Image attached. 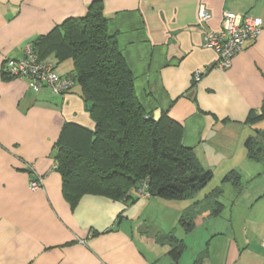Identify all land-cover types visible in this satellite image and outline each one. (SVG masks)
I'll use <instances>...</instances> for the list:
<instances>
[{"label":"crops","instance_id":"0c3cea01","mask_svg":"<svg viewBox=\"0 0 264 264\" xmlns=\"http://www.w3.org/2000/svg\"><path fill=\"white\" fill-rule=\"evenodd\" d=\"M92 2L0 0V264H264V162L248 150L253 137L264 141V116L251 119L264 104V27L229 68L215 66L218 54L204 37L222 28L226 11L264 23V0H103L109 33L146 111L179 123L182 144L204 166H215L214 174L240 175L231 188L239 194L232 210L238 208L242 230L233 223L231 232L218 221L224 190L216 215L203 201L206 193L180 200L138 191L120 199L87 193L75 205L66 199L55 160L60 137L67 124L95 128L81 87L35 92L27 79L10 75L5 62L22 58L28 44L67 18L83 16ZM201 5L211 13L203 25ZM43 61L60 74L74 68L71 59L59 62L53 54ZM27 163L42 177L37 190L30 188ZM202 211L204 229L194 242ZM180 244L176 260L171 250Z\"/></svg>","mask_w":264,"mask_h":264},{"label":"trees","instance_id":"16d2710c","mask_svg":"<svg viewBox=\"0 0 264 264\" xmlns=\"http://www.w3.org/2000/svg\"><path fill=\"white\" fill-rule=\"evenodd\" d=\"M30 45L41 61L51 54L59 62L73 61V70L61 75L72 76L74 86L81 87L95 122L93 130L67 124L58 142L56 169L63 177L64 195L73 205L87 193L130 198L144 181L151 196L195 198L209 183L212 172L193 148L182 144L183 127L167 113L155 119L140 102L134 75L116 35L109 33L103 0H93L83 16L67 18ZM263 116L264 104L251 119ZM260 135L264 140V133ZM248 150L253 159L264 162V141L259 137L251 139ZM225 180L238 185L240 175L232 171ZM222 196L220 187L205 194L203 201L213 215L223 208ZM203 201H196L192 210ZM182 246L172 248L174 259L180 257Z\"/></svg>","mask_w":264,"mask_h":264},{"label":"built area","instance_id":"2783aa9c","mask_svg":"<svg viewBox=\"0 0 264 264\" xmlns=\"http://www.w3.org/2000/svg\"><path fill=\"white\" fill-rule=\"evenodd\" d=\"M211 13L205 5L199 8L198 21L200 25L208 22ZM223 26L219 30L205 32V45L215 49L218 60L215 66L229 68L233 58L242 52L247 43L257 38L264 27L263 20L251 14H238L226 11L222 18ZM6 71L17 78L27 79L30 88L38 92L43 87H48L54 93H67L74 86V78L68 75H61L57 72L53 63H47L38 59L32 46L28 44L25 55L22 58H7L5 62ZM204 70L198 71L196 79L200 80ZM29 173V183L32 190L42 186L40 177L32 164H26ZM147 181H144L138 190L141 197L150 196L147 191Z\"/></svg>","mask_w":264,"mask_h":264},{"label":"rangeland","instance_id":"374dc122","mask_svg":"<svg viewBox=\"0 0 264 264\" xmlns=\"http://www.w3.org/2000/svg\"><path fill=\"white\" fill-rule=\"evenodd\" d=\"M255 132H256V130H255ZM248 141V140H247ZM244 145H246V143H244ZM204 166V165H203ZM211 166V165H210ZM212 166H214L213 164H212ZM204 167H206V166H204ZM215 167V166H214ZM214 167H206V168H208L211 172H212V179L209 181V183L205 186V188H203L202 190H200L199 192H198V196H199V198L200 197H202L205 193H207V192H209L210 190H212L213 188H216V187H220V188H222V190H224V196H223V198H222V201L225 203V205H226V208H225V211L223 212V214L218 218L219 220V222H221V223H223V225H224V228L226 229V231H228V232H231L232 231V226H233V223H234V227L235 228H240L241 230H242V222H243V220L241 219V218H237V216H238V208H236V209H234V210H232V206L234 205V202L237 200V196L239 195H236V193L234 192V189H233V187L231 188V185H234L233 184V182H232V180H225V175L224 176H221V173H222V171H220V170H218V171H215L216 172V174H214ZM215 176V177H214ZM226 183H230V184H226ZM242 184V183H241ZM250 185H252L251 183H249ZM250 185H245V188H246V186L247 187H250ZM252 189V188H251ZM239 201H241V200H239ZM237 204H238V202H237ZM237 207V206H236ZM206 212V211H205ZM204 212V213H205ZM231 212H232V215L234 214V216H233V218L231 217ZM204 213H203V211L197 216V218H198V223H199V226H197L195 229H194V231L193 232H191L192 234V236H191V241H194V242H197L198 240H199V238H200V235H201V233L203 232V229H204V227L203 226H201V220L203 219L204 220ZM241 213H242V211H241ZM239 222H238V221ZM238 226H236V225ZM182 227H179V235H177V236H181L182 235ZM174 234H176V232H174ZM184 234L186 235V236H188L189 234H187V233H185L184 232ZM163 245H166V244H163ZM161 246V247H165V246ZM212 247H213V245H212ZM162 249H164V248H162ZM168 251H169V248H168ZM187 251H189V249H188V247H186L185 249H184V251L183 252H185V253H189V252H187ZM167 257V256H166ZM168 257H170V255L168 254ZM185 260H186V258H185ZM184 260V261H185Z\"/></svg>","mask_w":264,"mask_h":264},{"label":"water","instance_id":"95a60500","mask_svg":"<svg viewBox=\"0 0 264 264\" xmlns=\"http://www.w3.org/2000/svg\"><path fill=\"white\" fill-rule=\"evenodd\" d=\"M248 140H250V139H248Z\"/></svg>","mask_w":264,"mask_h":264}]
</instances>
